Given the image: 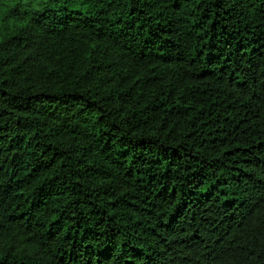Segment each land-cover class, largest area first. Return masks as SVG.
Listing matches in <instances>:
<instances>
[{"label": "trees", "instance_id": "obj_1", "mask_svg": "<svg viewBox=\"0 0 264 264\" xmlns=\"http://www.w3.org/2000/svg\"><path fill=\"white\" fill-rule=\"evenodd\" d=\"M0 264H264V0H0Z\"/></svg>", "mask_w": 264, "mask_h": 264}]
</instances>
